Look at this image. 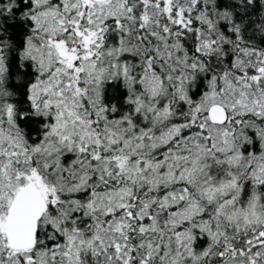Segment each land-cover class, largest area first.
I'll return each mask as SVG.
<instances>
[{"label": "snow or ice", "instance_id": "snow-or-ice-1", "mask_svg": "<svg viewBox=\"0 0 264 264\" xmlns=\"http://www.w3.org/2000/svg\"><path fill=\"white\" fill-rule=\"evenodd\" d=\"M0 264H264V0H0Z\"/></svg>", "mask_w": 264, "mask_h": 264}]
</instances>
